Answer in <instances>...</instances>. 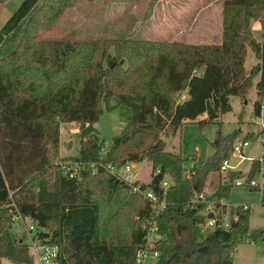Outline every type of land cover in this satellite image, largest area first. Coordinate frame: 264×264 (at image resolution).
Returning a JSON list of instances; mask_svg holds the SVG:
<instances>
[{
  "label": "trees",
  "instance_id": "trees-1",
  "mask_svg": "<svg viewBox=\"0 0 264 264\" xmlns=\"http://www.w3.org/2000/svg\"><path fill=\"white\" fill-rule=\"evenodd\" d=\"M74 1L24 0L0 30V264L3 258L34 261L29 243L12 232L17 209L31 218L36 237L59 247V264H136L137 251L147 243L141 221L148 219L162 235L154 248L156 264H233L238 246L264 240V229L251 232L250 207L236 206L228 228L201 233L208 215L198 196L234 149L240 130L226 135L219 130L214 153L200 166H188L182 153L166 149L162 135H175L187 122L220 123L232 110L230 97L247 95L259 75L254 107L261 115L264 0H224L221 44L38 40L39 31ZM253 20L261 23V42ZM248 48L260 59L250 71ZM186 90L188 98L179 101ZM114 95L131 115L104 158L95 124L102 103L112 108ZM204 114L207 118L197 121ZM72 122L79 126L80 142L78 154L69 159L81 169L68 177L54 159L60 155L61 125ZM143 160L152 163V179L134 184L165 201L159 212L101 165ZM260 169L259 159L253 160L249 178ZM229 189L221 184L214 195L206 194L218 201L219 222L227 210L219 201Z\"/></svg>",
  "mask_w": 264,
  "mask_h": 264
},
{
  "label": "rangeland",
  "instance_id": "rangeland-1",
  "mask_svg": "<svg viewBox=\"0 0 264 264\" xmlns=\"http://www.w3.org/2000/svg\"><path fill=\"white\" fill-rule=\"evenodd\" d=\"M24 0H4L0 5V30L10 16L19 8ZM222 1L224 0H76L65 7L53 22L48 23L38 33V40H109L114 42H131L149 40L156 42H182L185 44L203 43L213 40L221 29ZM254 21V20H253ZM255 31L260 29L259 20L253 22ZM252 27V22H251ZM253 30V29H252ZM254 34V33H253ZM111 53L115 48L110 49ZM255 52L251 49L246 61V68L255 64ZM200 73H202L200 71ZM255 84L245 96H231L232 110L221 115L220 123L199 126L196 122H187L175 135L163 133L166 149L180 152L188 160V166L203 165L214 153L212 141L219 130L229 134L240 130L235 139L234 147L246 141L242 152L234 149L224 156L229 160L230 168L221 170L219 167L209 174L205 193L214 195L221 184H230V189L222 202L227 209L247 205L250 207V231L264 229V204L262 203L263 188H251L247 184L236 185V180L245 181L250 172L253 160L264 156V98L261 115L255 114L254 103L258 99ZM188 96V93H187ZM181 99V96L177 97ZM188 98V97H187ZM112 108L102 103L103 113L95 124L103 144L102 155L113 145L129 121L131 108L119 104L118 97L109 100ZM201 115L198 120L206 119ZM79 127V126H78ZM61 156L54 159L62 164L70 155L78 153L80 132L76 126L63 123L61 125ZM68 132V133H67ZM222 160V161H223ZM131 173L124 168L117 170L125 178L132 181L149 183L152 179V163L148 160L129 162ZM121 168V167H120ZM231 174L234 175L231 181ZM255 180L264 183V176L257 172ZM217 214V209H214ZM230 212V211H229ZM17 213L13 219L12 232L31 243L27 227L33 223L31 218ZM137 218V217H136ZM33 264H42L38 254L30 248ZM150 264H156L157 256L150 257ZM1 264H18L3 258ZM233 264H264V240L254 244L250 242L238 246L233 255Z\"/></svg>",
  "mask_w": 264,
  "mask_h": 264
},
{
  "label": "built area",
  "instance_id": "built-area-1",
  "mask_svg": "<svg viewBox=\"0 0 264 264\" xmlns=\"http://www.w3.org/2000/svg\"><path fill=\"white\" fill-rule=\"evenodd\" d=\"M247 144L246 141L240 143L239 146L234 147V150L237 152H242L244 145ZM261 162V175L264 176V156L259 159ZM107 170L111 171L113 174H115L118 177L124 178L128 183L131 185L133 191L139 192L144 195L145 198H147L152 206L156 209L157 212H159L162 208L165 207V201L160 200L159 196L152 190H141L140 184H134L135 181H132L128 178H125L123 175L119 173L120 169L124 168V172L127 174L131 173V167L128 165V163L124 166L116 167L112 163H107L105 164L104 162L101 163ZM228 168H230L229 160L225 159L221 165V170L226 171ZM81 169V164L79 162L75 161H66L61 164V170L64 175H67L68 177H75ZM119 170L118 172H115ZM163 186L167 188L170 185V180L168 178L163 180ZM236 185H241V184H247L248 186H256L258 188H263L264 189V183L263 182H258L255 180V178H249L247 176L245 178V181H239L238 179L236 180ZM198 201H203L207 203L206 209H205V214L209 215L210 213H213L212 217H207V219L200 224V231L201 233H205L209 229H213L215 226H222L225 228H228L230 226L231 222V215L230 212L226 211L225 213H222V218L221 221L219 222L217 218L214 216L216 211L214 209L217 208V200H209L206 197V193H201L198 196ZM221 205H225L222 200L219 201ZM245 209L249 208V206L244 205L243 206ZM22 216L20 213L19 217ZM235 220L238 219V215L235 214L233 216ZM137 219L141 221L138 217ZM142 222V227L143 229H146L148 234H147V243L145 247L140 248L137 253H136V264H150V257L153 255L157 256L158 258V252L154 250L156 246V241L162 238V235L157 232V226L156 223L153 221V219H148L147 221H141ZM28 232L30 234L31 238V243L30 248L35 250V252L38 254L42 264H59L58 262V257H59V247L54 244H49L46 242H43L39 237L35 236V224L31 223L28 227Z\"/></svg>",
  "mask_w": 264,
  "mask_h": 264
},
{
  "label": "crops",
  "instance_id": "crops-1",
  "mask_svg": "<svg viewBox=\"0 0 264 264\" xmlns=\"http://www.w3.org/2000/svg\"><path fill=\"white\" fill-rule=\"evenodd\" d=\"M221 7V9H220V12H221V14H222V16H221V29H220V31H219V35H215V36H213L212 37V39L213 40H211V41H205V42H203V43H193V44H221V42H222V32H223V1H222V6H220ZM253 22H255V20L254 21H252V29H253V33H254V36H255V38L258 40V41H263V38H262V28H261V23H260V29H258L257 30V32L255 31V28H254V26H253ZM260 22V21H259ZM251 51V48H248V54H249V52ZM247 57H248V55H247ZM255 58H256V61H255V64H257L259 61H260V59L256 56V54H255ZM247 61V60H246ZM254 64V65H255ZM253 65V66H254ZM252 66V67H253ZM251 67V68H252ZM251 68H250V70H251ZM257 77H259L260 78V75L259 76H257ZM256 77V78H257ZM256 78H255V80H256ZM258 82V81H257ZM256 82V83H257ZM256 86V85H255ZM187 93H188V90H186V91H184L183 93H181V94H179L178 95V97L179 96H181V99H178L179 101H184V100H186L187 99V97L189 96H187ZM67 124H72V125H75L76 126V129H77V131L78 132H80V129H79V127H78V125H76L74 122H72V123H67ZM61 133H63V132H61ZM68 133V132H67ZM79 142H80V139H79ZM60 149H61V138H60V142H59V153H60ZM78 151H79V144H78ZM78 154V153H77ZM77 154H75V155H77ZM75 155H70V156H75ZM60 156H61V153H60ZM69 156V157H70ZM62 157V156H61ZM231 210V209H230ZM229 209H227L226 211H230ZM251 243H255V242H250V244Z\"/></svg>",
  "mask_w": 264,
  "mask_h": 264
},
{
  "label": "water",
  "instance_id": "water-1",
  "mask_svg": "<svg viewBox=\"0 0 264 264\" xmlns=\"http://www.w3.org/2000/svg\"><path fill=\"white\" fill-rule=\"evenodd\" d=\"M208 216H209V217H212V216H213V213H210Z\"/></svg>",
  "mask_w": 264,
  "mask_h": 264
}]
</instances>
